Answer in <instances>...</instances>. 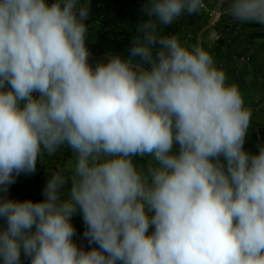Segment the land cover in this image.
<instances>
[{
    "label": "clouds",
    "instance_id": "obj_1",
    "mask_svg": "<svg viewBox=\"0 0 264 264\" xmlns=\"http://www.w3.org/2000/svg\"><path fill=\"white\" fill-rule=\"evenodd\" d=\"M205 8L146 0L128 54L93 66L89 0H0L2 264H264L252 110L208 50L161 34ZM221 8L264 27V0ZM63 149L73 163L47 173L42 200L2 195Z\"/></svg>",
    "mask_w": 264,
    "mask_h": 264
},
{
    "label": "crops",
    "instance_id": "obj_2",
    "mask_svg": "<svg viewBox=\"0 0 264 264\" xmlns=\"http://www.w3.org/2000/svg\"><path fill=\"white\" fill-rule=\"evenodd\" d=\"M89 2V63L95 66L106 61L109 53L127 55L136 25L148 18L144 11L146 0ZM205 3L209 9L221 6V0H205ZM207 22V16L203 12L184 15L173 25L161 28V34H176L188 46L198 44L204 47L226 72L228 82L239 86L246 106L252 110V122L244 148L250 153H256L264 146V27L234 22L226 15H222L215 29L208 28ZM216 35L220 36L218 41L214 40ZM72 163L71 150L63 149L53 157H46L44 164L38 162L34 174L24 175L26 180L19 181L22 184L16 196L11 197L6 193L2 195L18 201L42 200L47 173L58 169L66 171ZM140 163L147 168L146 160H141ZM72 223L76 229L74 241L79 246L88 248L89 245L84 244L88 241L83 237L86 226L79 212L73 216ZM24 264H29V261L24 260Z\"/></svg>",
    "mask_w": 264,
    "mask_h": 264
},
{
    "label": "built area",
    "instance_id": "obj_3",
    "mask_svg": "<svg viewBox=\"0 0 264 264\" xmlns=\"http://www.w3.org/2000/svg\"><path fill=\"white\" fill-rule=\"evenodd\" d=\"M204 14H206L207 16V19H208V22H207V25H208V28H211V29H215L221 19H222V10H221V6L218 5L217 7H214V8H211L209 9L207 6L206 8L202 11ZM220 39V36L219 35H216L214 40L215 41H218ZM90 52V51H89ZM22 176L24 177V174H22ZM19 187V184L15 183L13 185L10 186L9 190L6 192V194L8 196H15L16 195V190L18 189Z\"/></svg>",
    "mask_w": 264,
    "mask_h": 264
},
{
    "label": "rangeland",
    "instance_id": "obj_4",
    "mask_svg": "<svg viewBox=\"0 0 264 264\" xmlns=\"http://www.w3.org/2000/svg\"><path fill=\"white\" fill-rule=\"evenodd\" d=\"M27 179H28V178H27ZM22 180H23V181L26 180V179H25V176L23 177L22 175H20L19 179L16 180V183L19 184V187H18V189L16 190L17 193H18V190H20V185L22 184V183H20V182H21ZM19 181H20V182H19ZM25 182H26V181H25ZM25 182H23V183H25ZM17 193H16V194H17ZM15 196H16V195H15ZM13 197H14V196H13Z\"/></svg>",
    "mask_w": 264,
    "mask_h": 264
},
{
    "label": "trees",
    "instance_id": "obj_5",
    "mask_svg": "<svg viewBox=\"0 0 264 264\" xmlns=\"http://www.w3.org/2000/svg\"><path fill=\"white\" fill-rule=\"evenodd\" d=\"M135 1V0H134ZM84 244H86V246H88L89 244H88V242L87 243H84Z\"/></svg>",
    "mask_w": 264,
    "mask_h": 264
}]
</instances>
